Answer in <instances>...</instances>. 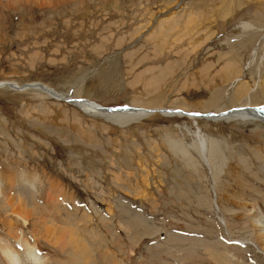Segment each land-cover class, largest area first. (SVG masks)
<instances>
[{
	"label": "rangeland",
	"instance_id": "374dc122",
	"mask_svg": "<svg viewBox=\"0 0 264 264\" xmlns=\"http://www.w3.org/2000/svg\"><path fill=\"white\" fill-rule=\"evenodd\" d=\"M62 3L0 12V82L65 96L0 88V166L43 175L47 202L49 179L61 184L76 200L57 218L89 221L117 261L127 255L115 241L132 245L121 220L138 237L128 264H218L227 248L233 264H264L245 224L264 200V122L189 114L264 105V0ZM68 97L153 112L122 126Z\"/></svg>",
	"mask_w": 264,
	"mask_h": 264
},
{
	"label": "bare ground",
	"instance_id": "6f19581e",
	"mask_svg": "<svg viewBox=\"0 0 264 264\" xmlns=\"http://www.w3.org/2000/svg\"><path fill=\"white\" fill-rule=\"evenodd\" d=\"M63 1L65 0H0V12L3 15H7V12L10 10H18L19 6H22L24 3L29 7L34 6L41 10H44V8L47 7L57 9L63 4ZM177 17L172 18L171 21L174 22V24L170 26V29L178 27ZM178 19H180V17ZM194 21L190 18L185 24L183 23L185 25V30H195L199 24H194L196 23V21ZM164 23L165 22H160V26L158 25V29L163 32L167 29L166 24ZM13 83L14 82L10 81L0 82V88L8 87L10 89L14 88L15 90V87L10 85ZM29 84H32L38 89L43 88L55 98H65L63 94L53 87L42 86L40 85L41 83ZM23 87L26 89L28 86L26 84ZM66 99L67 100L65 101L74 103L85 111H88L91 107L90 113L104 115L111 120H117V123L122 126L128 125L137 118L146 117L148 113L153 112H148L153 108L141 107H139L140 109L138 108V111L136 112L135 110L137 109H133V107L130 106L122 107L114 111L112 106L100 105L99 103L94 106L91 103L92 100L87 98L68 97ZM159 109H161V114L165 116L176 113V110L172 108H166L167 110L164 108ZM177 111H179V113L174 114L173 116L184 115L182 110ZM189 114L193 115V117H191L195 120L208 119L216 122L220 121L222 118L224 120L234 119L240 121L244 119H252L264 122V105H244L217 113L190 112ZM205 147L206 141L202 140L200 148L204 150ZM218 154L219 152L216 150L215 155L217 156ZM42 176L43 175L39 174L37 171L17 170L13 167L0 166V200L4 202L3 204H0V215L2 216L1 223L3 224V232L0 233V264H95L96 258H94V250L97 246L95 247L94 245H100L99 253L102 254L103 258L100 259L103 261V264H128L131 254L134 252L133 248L137 246L138 243V237H136L135 231H133L132 227L125 226L120 220L119 224L128 232L127 235L131 238L130 242L132 245L129 248H126L125 245H120L114 240L118 251L124 252L127 255L125 259L121 257L122 259H118L117 261V258L106 249L107 247H105V240H103L102 235L99 234L97 230L95 231L93 228L89 227V221L77 220V222L73 217H69L66 221L57 218V211L55 212L56 209L54 208H57V210L64 209L62 205L69 206L67 204L70 201L75 202L76 199L64 190V187L61 184L49 179L48 185H50V187L48 189V194L44 196L48 197L49 201L47 202L41 195L42 187L46 184ZM49 202L52 203V208L49 207L51 206L49 205ZM248 210L249 209H247V211ZM251 211L252 212L249 214L245 224H249L250 228L252 227L260 244L254 243L256 244V247L264 253V200L262 202L254 203ZM24 226H27L28 228L32 227L31 230L26 233ZM156 232H159V230ZM156 232L149 228V231L146 232V234L149 235ZM90 244H93L92 247ZM194 249L192 252L196 253ZM227 249H224L221 256L218 255L214 257L216 261H218V264H233L235 258H239V256H236L235 252L230 253L232 251H227ZM209 252L211 255H214L212 250H209ZM56 253L60 255L59 258L55 256ZM63 255L64 257L62 258ZM188 259L191 260L192 257H188ZM247 260L248 259L245 260V258H243L241 264H248ZM252 264L257 263L256 261H253Z\"/></svg>",
	"mask_w": 264,
	"mask_h": 264
},
{
	"label": "water",
	"instance_id": "95a60500",
	"mask_svg": "<svg viewBox=\"0 0 264 264\" xmlns=\"http://www.w3.org/2000/svg\"><path fill=\"white\" fill-rule=\"evenodd\" d=\"M12 87H15V88H17V87H22V86H18V85H16V84H10ZM26 85V84H25ZM25 85H23V86H25ZM27 86L28 87H32L33 85L32 84H29V83H27ZM20 89H24V87H22V88H20Z\"/></svg>",
	"mask_w": 264,
	"mask_h": 264
}]
</instances>
